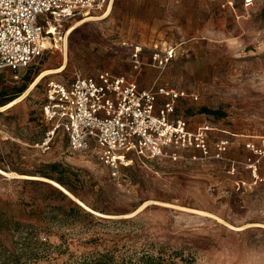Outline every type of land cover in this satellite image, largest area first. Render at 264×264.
<instances>
[{
	"label": "rangeland",
	"instance_id": "obj_1",
	"mask_svg": "<svg viewBox=\"0 0 264 264\" xmlns=\"http://www.w3.org/2000/svg\"><path fill=\"white\" fill-rule=\"evenodd\" d=\"M55 38L18 78L0 73V102L27 85L0 106V213L12 220L0 229V264H82L107 249L113 264L121 254L139 264L146 252L176 264H264V153L249 148L264 149V0H104L59 24ZM99 71L184 92L177 115L205 130L207 153L132 155L116 176L91 152L71 153L61 133L43 153L48 85ZM52 163L81 175L82 205L118 222L54 221L48 188L27 182Z\"/></svg>",
	"mask_w": 264,
	"mask_h": 264
},
{
	"label": "built area",
	"instance_id": "obj_2",
	"mask_svg": "<svg viewBox=\"0 0 264 264\" xmlns=\"http://www.w3.org/2000/svg\"><path fill=\"white\" fill-rule=\"evenodd\" d=\"M103 7L104 0H0V73L18 78L56 42L59 24ZM155 60L161 68L168 58L157 55ZM185 97L157 85L142 89L109 71L78 72L69 83L48 85L43 116L51 128L39 147L47 153L61 133L71 153L91 152L113 176L133 163L132 155L177 161L184 151L207 153L205 130H191L189 120L177 115V103ZM249 148L264 153L254 145Z\"/></svg>",
	"mask_w": 264,
	"mask_h": 264
},
{
	"label": "trees",
	"instance_id": "obj_3",
	"mask_svg": "<svg viewBox=\"0 0 264 264\" xmlns=\"http://www.w3.org/2000/svg\"><path fill=\"white\" fill-rule=\"evenodd\" d=\"M26 89L27 85H23L16 91L12 99L9 98L1 101L0 106H4L12 102L16 97L22 95ZM201 112L214 116L215 118H220L222 116L220 111L202 109ZM36 175L37 176L33 177H40L56 182L63 188L61 190V188L54 186L53 184H51V182L43 180L27 181L31 184H37L48 188V192L52 195L54 201L58 203V206H56L52 211V218L54 221L58 222L60 226H75L77 224L88 225L97 223L118 222L113 219L96 217V213L107 215V213L102 210H99L96 207H91V211L93 212L92 213L78 204L76 200L84 204V200L80 198L77 193L78 184L81 183V175H79L78 172H75L74 169H72L71 167L65 166L60 163H52L46 165L44 169L38 171ZM65 191L70 193L76 200L68 196ZM11 222L12 220L10 219V217L8 218L6 216H2V214L0 213V229L3 227L4 224H9ZM60 238L63 239V236H60ZM115 260L116 257L113 249H107L103 252L97 251L94 257L84 259V262L82 264H113ZM133 261L134 260L132 259V257H129V260L126 261V258L121 254L120 262L122 264H131ZM137 261H139V264H176L173 261H164V259L155 258L151 253L148 252L144 253L142 257H139Z\"/></svg>",
	"mask_w": 264,
	"mask_h": 264
},
{
	"label": "bare ground",
	"instance_id": "obj_4",
	"mask_svg": "<svg viewBox=\"0 0 264 264\" xmlns=\"http://www.w3.org/2000/svg\"><path fill=\"white\" fill-rule=\"evenodd\" d=\"M63 68H64V67H61L58 71H62ZM51 72H53V71H51ZM54 72H57V71H54ZM49 74H50V73H49ZM46 75H48V72H44L43 74H41V75L38 77V79L36 80V82H37L39 79H41L42 77L46 76ZM34 85H35V83L32 85V87H33ZM20 99H21V98H20ZM20 99H17L16 102H17L18 100H20ZM16 102H13L12 104H14V103H16ZM12 104L6 106L5 109H6L7 107L11 106ZM22 177H25V176H22ZM40 179H43V180H45V181L52 182V183L56 184L57 186H59V188L61 187V186H60L59 184H57L56 182H53V181H50V180H47V179H44V178H40ZM56 185H55V186H56ZM57 186H56V187H57ZM61 188H62V187H61ZM62 189H63V188H62ZM66 193H68V192H66ZM68 194H69V193H68Z\"/></svg>",
	"mask_w": 264,
	"mask_h": 264
},
{
	"label": "water",
	"instance_id": "obj_5",
	"mask_svg": "<svg viewBox=\"0 0 264 264\" xmlns=\"http://www.w3.org/2000/svg\"><path fill=\"white\" fill-rule=\"evenodd\" d=\"M52 184V183H51ZM59 188V187H58ZM62 190V189H61ZM66 193V192H65ZM68 196H70V197H72V198H74L70 193L68 194V193H66ZM77 202H78V204L79 205H81L82 207H84L86 210H88L84 205H82V203H80L78 200H76ZM89 212H92V211H90V210H88ZM93 213V212H92Z\"/></svg>",
	"mask_w": 264,
	"mask_h": 264
}]
</instances>
